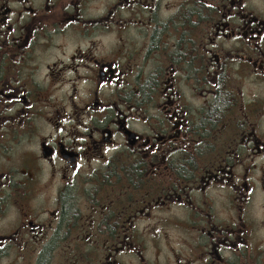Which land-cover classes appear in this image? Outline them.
I'll return each mask as SVG.
<instances>
[{"label": "flooded vegetation", "instance_id": "1", "mask_svg": "<svg viewBox=\"0 0 264 264\" xmlns=\"http://www.w3.org/2000/svg\"><path fill=\"white\" fill-rule=\"evenodd\" d=\"M0 264H264V0H0Z\"/></svg>", "mask_w": 264, "mask_h": 264}]
</instances>
